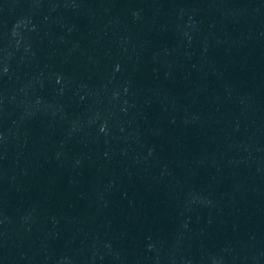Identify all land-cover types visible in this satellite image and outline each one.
<instances>
[{
	"label": "water",
	"instance_id": "95a60500",
	"mask_svg": "<svg viewBox=\"0 0 264 264\" xmlns=\"http://www.w3.org/2000/svg\"><path fill=\"white\" fill-rule=\"evenodd\" d=\"M0 264H264V0H0Z\"/></svg>",
	"mask_w": 264,
	"mask_h": 264
}]
</instances>
